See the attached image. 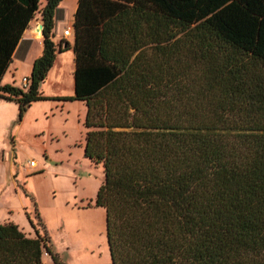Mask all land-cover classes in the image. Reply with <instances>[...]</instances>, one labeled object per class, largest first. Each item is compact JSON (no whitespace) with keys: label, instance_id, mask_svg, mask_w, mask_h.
<instances>
[{"label":"trees","instance_id":"16d2710c","mask_svg":"<svg viewBox=\"0 0 264 264\" xmlns=\"http://www.w3.org/2000/svg\"><path fill=\"white\" fill-rule=\"evenodd\" d=\"M60 1L0 0V79L42 21L25 86L0 82V99L18 120L49 99L39 86L71 48L62 99L85 107L110 264H264V0H77L71 45L51 38ZM35 233L0 223V264H43V250L58 264Z\"/></svg>","mask_w":264,"mask_h":264},{"label":"rangeland","instance_id":"374dc122","mask_svg":"<svg viewBox=\"0 0 264 264\" xmlns=\"http://www.w3.org/2000/svg\"><path fill=\"white\" fill-rule=\"evenodd\" d=\"M69 63L49 75L45 93L72 94ZM55 100L35 102L19 120L17 107L0 100V223L31 237L45 231L58 264H110L104 211L93 201L102 168L82 155L84 105L55 108ZM41 260L55 264L44 250Z\"/></svg>","mask_w":264,"mask_h":264},{"label":"crops","instance_id":"0c3cea01","mask_svg":"<svg viewBox=\"0 0 264 264\" xmlns=\"http://www.w3.org/2000/svg\"><path fill=\"white\" fill-rule=\"evenodd\" d=\"M65 1L66 0H61L54 11L51 38L55 43H57L60 39H65L69 43V45H71L72 34L69 31L67 35H64L63 30L66 28H69L70 30L72 14L75 10L77 0H67V3ZM65 18H67V21H65ZM39 23H42V21L40 19L39 13H37L28 22L27 27L23 30L19 40L17 41L11 54V61L7 69L4 71L3 75L1 76L0 79L1 83H11L13 85H19L21 78L27 77L29 75L32 61L41 53V49H42L41 31L35 30L37 24ZM65 55H67V57ZM66 61H69L70 62L69 64H71L69 67V74L71 79V86L73 87V79H72L73 52L71 48L56 54L55 60L51 68L48 70L45 79L39 86V89L41 90L44 96L47 97L53 96L56 98V100L53 102L55 108L57 107L58 104H60L59 107L64 108L66 107V103H72L74 105H78V103H81L77 100L62 99V97L69 95H62L60 93H58L57 95H49L45 93V91H43L42 86H44L49 75L53 73L54 76L58 77L59 72L62 70L63 67H65ZM0 100L5 101L7 103H13L16 106V104L12 101H6L3 99ZM38 101H42V100H38ZM35 102L37 101L31 102L30 105L27 107V109L31 107ZM82 104L83 103H81V105ZM3 107L4 105L1 104L0 102V112ZM9 218L10 217L6 218V220H9Z\"/></svg>","mask_w":264,"mask_h":264},{"label":"built area","instance_id":"2783aa9c","mask_svg":"<svg viewBox=\"0 0 264 264\" xmlns=\"http://www.w3.org/2000/svg\"><path fill=\"white\" fill-rule=\"evenodd\" d=\"M69 31H70L69 28H66V29L63 30V34H64V35H67V34L69 33ZM26 82H27V78H26V77H22L20 83H21L23 86H25ZM28 164H29V165H34V161L29 160Z\"/></svg>","mask_w":264,"mask_h":264},{"label":"water","instance_id":"95a60500","mask_svg":"<svg viewBox=\"0 0 264 264\" xmlns=\"http://www.w3.org/2000/svg\"><path fill=\"white\" fill-rule=\"evenodd\" d=\"M41 29H42V23L37 24L35 30L36 31H41Z\"/></svg>","mask_w":264,"mask_h":264}]
</instances>
